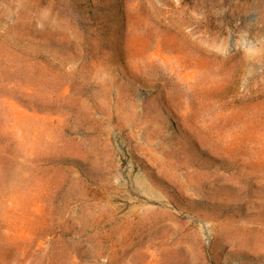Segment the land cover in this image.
Returning a JSON list of instances; mask_svg holds the SVG:
<instances>
[{
    "label": "rangeland",
    "instance_id": "obj_1",
    "mask_svg": "<svg viewBox=\"0 0 264 264\" xmlns=\"http://www.w3.org/2000/svg\"><path fill=\"white\" fill-rule=\"evenodd\" d=\"M0 264H264V0H0Z\"/></svg>",
    "mask_w": 264,
    "mask_h": 264
}]
</instances>
